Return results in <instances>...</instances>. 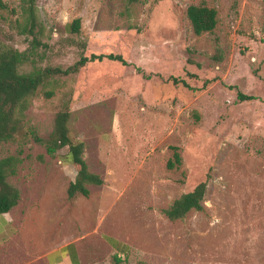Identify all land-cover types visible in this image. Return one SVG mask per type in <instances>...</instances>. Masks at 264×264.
<instances>
[{
    "label": "rangeland",
    "instance_id": "374dc122",
    "mask_svg": "<svg viewBox=\"0 0 264 264\" xmlns=\"http://www.w3.org/2000/svg\"><path fill=\"white\" fill-rule=\"evenodd\" d=\"M200 3L217 24L197 36L186 10ZM37 15L38 67L109 54L129 65L89 62L50 82L0 143V158L20 159L0 264H43L68 242L81 264H264V0H38ZM23 19L20 0H0V49L28 47ZM66 107L70 136L103 181L88 197L67 196V148L50 156L36 141ZM174 152L181 162L169 168ZM201 181L203 210L168 220L163 210Z\"/></svg>",
    "mask_w": 264,
    "mask_h": 264
},
{
    "label": "trees",
    "instance_id": "16d2710c",
    "mask_svg": "<svg viewBox=\"0 0 264 264\" xmlns=\"http://www.w3.org/2000/svg\"><path fill=\"white\" fill-rule=\"evenodd\" d=\"M37 2L38 0H20L24 18L21 23V34L31 37L28 47L22 51L10 47L0 49V143L14 139L31 100L50 82L78 73L89 62L108 60L124 66L129 65L121 56L109 54L91 55L90 57L80 55L75 63L66 68L48 65L38 67L36 57L41 56L39 49L46 45L40 40L44 34V28L39 23ZM186 15L193 33L197 36L212 33L216 27L217 12L204 3L189 6ZM79 28L80 19H75L71 24L65 26L69 34H77ZM218 58L220 59V57ZM25 65H30L31 69L23 70L22 67ZM169 80L174 85L181 83L187 86L183 80L174 77H170ZM44 95L51 97L53 92L45 91ZM236 99L239 102H249L257 98L237 92ZM69 117L70 113L67 107L59 111L54 116L52 131L48 138L45 140L36 138V141L44 144L46 152L50 156H55L58 151L67 148L66 154L60 157V161L64 165L72 166L76 172L74 180L69 183L67 196L70 199L77 195L88 197V187L101 186L103 181L100 176L89 171L83 159V143L71 138L68 130ZM173 156L174 161L168 163L169 168L179 165L181 162L178 153L174 152ZM19 163L20 159L16 157L0 158V215L9 213L20 200L19 190L9 184L7 180L16 175ZM206 187V181H201L192 190L175 199L163 210V214L168 220L176 221L183 219L191 211H202ZM115 261L120 262V259L115 257Z\"/></svg>",
    "mask_w": 264,
    "mask_h": 264
},
{
    "label": "crops",
    "instance_id": "0c3cea01",
    "mask_svg": "<svg viewBox=\"0 0 264 264\" xmlns=\"http://www.w3.org/2000/svg\"><path fill=\"white\" fill-rule=\"evenodd\" d=\"M7 214L0 215V231H2V228L9 223L6 217ZM40 259L43 264H51L52 262L55 263V261H57L58 264H81L78 250L71 242L54 248L51 252L47 253ZM44 259H46L45 262L43 261Z\"/></svg>",
    "mask_w": 264,
    "mask_h": 264
}]
</instances>
